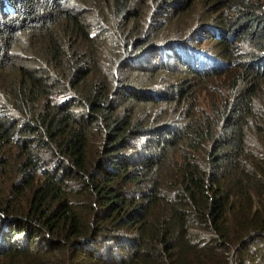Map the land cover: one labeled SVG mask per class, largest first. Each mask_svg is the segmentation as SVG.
I'll return each mask as SVG.
<instances>
[{
	"label": "trees",
	"instance_id": "16d2710c",
	"mask_svg": "<svg viewBox=\"0 0 264 264\" xmlns=\"http://www.w3.org/2000/svg\"><path fill=\"white\" fill-rule=\"evenodd\" d=\"M139 2L0 0V264H264V0H213L212 27L258 51L184 123L144 109L182 101L177 83L156 100L123 77L166 41L119 25Z\"/></svg>",
	"mask_w": 264,
	"mask_h": 264
},
{
	"label": "rangeland",
	"instance_id": "374dc122",
	"mask_svg": "<svg viewBox=\"0 0 264 264\" xmlns=\"http://www.w3.org/2000/svg\"><path fill=\"white\" fill-rule=\"evenodd\" d=\"M72 1L73 3L81 5L85 0ZM167 1L168 2L165 3L164 6L161 5L162 8L160 9L159 7L156 8V5H152L153 0H142V2L138 3L136 7L137 12L132 14V18H126L122 25L119 24L127 31L135 30L138 27L144 28L147 31V36L154 35L153 37L166 40L163 43H157L152 46L151 50L153 54L150 56V59L148 55L145 56L146 60H144L145 57L143 55L138 57L140 65L144 67L142 70L137 68H126L124 72L126 71L127 73L123 74V77L124 75L126 76L127 85L141 86L146 89L145 91L149 90L150 92H145V94H149L156 100L162 99L168 95V91L164 89L162 85L166 83H177V90L179 87L182 88V101L179 103H169L167 107L144 105V109L148 110L150 116L154 115L155 118L167 114L170 115L172 119H175L174 121L177 123H184L189 115L194 116L202 112H209L212 105L219 103L221 100L225 101L228 97L229 84L232 81L231 76L234 70L237 69L236 61L242 62L243 58L246 57V53H252L258 50L250 42L245 41L237 31L234 30L227 34V32L224 33L219 29V31L216 30V26V28L212 27V23L216 25L213 17L215 15V7L218 6L216 3H213V0ZM251 1L254 2V0ZM81 6L85 8V6ZM148 9L149 11H147ZM96 12L98 13L97 7L95 11L91 13L92 18H90L91 25L89 27L92 29H90L92 33L97 27L96 23L93 21L96 19ZM140 16H142V20L138 19ZM206 18L207 20L202 22V19ZM224 36H228L227 42L229 49L234 52L237 51L238 57L233 55L232 60H230V56L228 57L226 52L217 45V42ZM182 41L193 42L200 47L201 53L215 56L222 61V64L220 66L216 65L211 69L205 67L204 69L197 70L194 66L185 63V59L181 61L178 60L180 51H175V55H173L168 50V45L172 43L170 46H173L175 45L173 42ZM161 47L167 48V51ZM102 48L103 51L109 49L104 44ZM158 48H160L161 51L158 50ZM183 54L184 53H181L180 55ZM185 58L191 63L196 62V59L192 55L186 56ZM199 59L204 62H207V60L209 61L208 58L202 56H199ZM212 70L219 71L220 73L207 75ZM1 74L4 77L2 78L4 83L5 78L10 79V77L14 78L15 76L14 71L10 68H6ZM235 75H238V73H235ZM157 80L159 83H154ZM255 83L264 84V81L256 79ZM257 85L260 87L261 84ZM152 89L154 93L151 92ZM157 90L164 93V96L157 98L155 94ZM187 103L189 105L188 107ZM256 140L257 138L254 137L253 141ZM4 187L5 186L0 183V191H2Z\"/></svg>",
	"mask_w": 264,
	"mask_h": 264
},
{
	"label": "clouds",
	"instance_id": "9594fccd",
	"mask_svg": "<svg viewBox=\"0 0 264 264\" xmlns=\"http://www.w3.org/2000/svg\"><path fill=\"white\" fill-rule=\"evenodd\" d=\"M175 44H177V43H175ZM170 45H172V43H171ZM170 45H168V46H170ZM161 48H164V47H161ZM200 56L205 57V58H212L211 56H209V55H207V54H204V53H201V52H200ZM207 61H208V60H207ZM208 68L211 69V68H213V67H208Z\"/></svg>",
	"mask_w": 264,
	"mask_h": 264
},
{
	"label": "bare ground",
	"instance_id": "6f19581e",
	"mask_svg": "<svg viewBox=\"0 0 264 264\" xmlns=\"http://www.w3.org/2000/svg\"><path fill=\"white\" fill-rule=\"evenodd\" d=\"M186 57V56H185ZM196 59V58H195Z\"/></svg>",
	"mask_w": 264,
	"mask_h": 264
}]
</instances>
